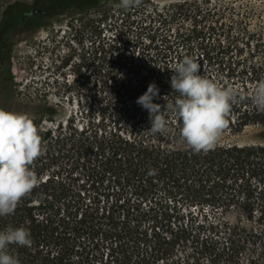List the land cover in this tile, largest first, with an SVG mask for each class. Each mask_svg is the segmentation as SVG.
<instances>
[{"label": "trees", "instance_id": "16d2710c", "mask_svg": "<svg viewBox=\"0 0 264 264\" xmlns=\"http://www.w3.org/2000/svg\"><path fill=\"white\" fill-rule=\"evenodd\" d=\"M77 3L0 0V108L12 97L13 33L32 17L71 11L88 68L81 86L103 96L85 94L95 102L81 124L55 120L51 104L30 118L45 149L32 166L40 182L0 217V230L24 227L31 245L9 250L20 264H264V111L250 98L233 104L217 146L196 153L179 140L177 117L165 109L171 131L152 134L136 102L155 82L153 102L173 103L168 66L184 55L247 97L264 80V1Z\"/></svg>", "mask_w": 264, "mask_h": 264}, {"label": "clouds", "instance_id": "9594fccd", "mask_svg": "<svg viewBox=\"0 0 264 264\" xmlns=\"http://www.w3.org/2000/svg\"><path fill=\"white\" fill-rule=\"evenodd\" d=\"M140 3L141 0H120L119 7L128 10ZM168 68L173 72L171 88L178 93L174 102H167L163 110L153 102L154 97H159L155 82L136 101L149 113L148 130L152 134L171 131L163 114L166 109L181 122L179 140L193 152H207L217 146L233 104L250 98L258 110L264 111V80L252 87L246 97L239 88L222 87L202 75L201 65L191 56L184 55ZM163 99L167 101V96ZM44 151L38 129L27 115L0 108V217L14 214L18 203L39 185L32 166ZM12 245L30 246L29 231L11 225L0 230V264H20L19 258L9 250Z\"/></svg>", "mask_w": 264, "mask_h": 264}, {"label": "rangeland", "instance_id": "374dc122", "mask_svg": "<svg viewBox=\"0 0 264 264\" xmlns=\"http://www.w3.org/2000/svg\"><path fill=\"white\" fill-rule=\"evenodd\" d=\"M77 4L81 10V0ZM74 14L55 13L38 21L32 17L13 33L7 72L12 97L6 102L7 110L33 118L42 105H57L55 120L74 115L81 124L80 112L95 102L85 99V94L95 93L97 102H102L103 96H98L93 85L89 90L81 86V71L88 68L85 65L81 69V23ZM43 125L49 126V122L44 120ZM233 216L232 213L227 217L234 220Z\"/></svg>", "mask_w": 264, "mask_h": 264}, {"label": "water", "instance_id": "95a60500", "mask_svg": "<svg viewBox=\"0 0 264 264\" xmlns=\"http://www.w3.org/2000/svg\"><path fill=\"white\" fill-rule=\"evenodd\" d=\"M38 11H39L38 8H33V9H32V12H34V13H35V12H38Z\"/></svg>", "mask_w": 264, "mask_h": 264}]
</instances>
